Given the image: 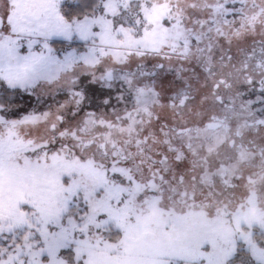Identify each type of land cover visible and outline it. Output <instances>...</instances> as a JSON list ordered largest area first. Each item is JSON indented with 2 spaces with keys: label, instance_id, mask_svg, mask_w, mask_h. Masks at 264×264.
Segmentation results:
<instances>
[{
  "label": "snow or ice",
  "instance_id": "6c2138e0",
  "mask_svg": "<svg viewBox=\"0 0 264 264\" xmlns=\"http://www.w3.org/2000/svg\"><path fill=\"white\" fill-rule=\"evenodd\" d=\"M0 264H264V0H0Z\"/></svg>",
  "mask_w": 264,
  "mask_h": 264
},
{
  "label": "rangeland",
  "instance_id": "374dc122",
  "mask_svg": "<svg viewBox=\"0 0 264 264\" xmlns=\"http://www.w3.org/2000/svg\"><path fill=\"white\" fill-rule=\"evenodd\" d=\"M171 77L172 75L169 74V79H171ZM63 98H64V94H59V95H56L55 97H45L44 98L45 102L41 103L40 105H36L34 98L24 102V104H25V108L29 111L34 106L37 107L38 110H46L49 105H52L53 107H55L54 100H61Z\"/></svg>",
  "mask_w": 264,
  "mask_h": 264
},
{
  "label": "trees",
  "instance_id": "16d2710c",
  "mask_svg": "<svg viewBox=\"0 0 264 264\" xmlns=\"http://www.w3.org/2000/svg\"><path fill=\"white\" fill-rule=\"evenodd\" d=\"M54 46L55 47H60L61 46V42L58 41Z\"/></svg>",
  "mask_w": 264,
  "mask_h": 264
},
{
  "label": "flooded vegetation",
  "instance_id": "af4514ba",
  "mask_svg": "<svg viewBox=\"0 0 264 264\" xmlns=\"http://www.w3.org/2000/svg\"><path fill=\"white\" fill-rule=\"evenodd\" d=\"M168 78H169V76H168ZM172 78V77H171Z\"/></svg>",
  "mask_w": 264,
  "mask_h": 264
}]
</instances>
